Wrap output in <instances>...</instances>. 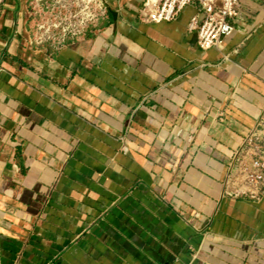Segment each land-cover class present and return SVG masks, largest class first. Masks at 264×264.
<instances>
[{"label":"crops","instance_id":"0c3cea01","mask_svg":"<svg viewBox=\"0 0 264 264\" xmlns=\"http://www.w3.org/2000/svg\"><path fill=\"white\" fill-rule=\"evenodd\" d=\"M47 0L0 11V264H264V195L223 196L264 108V0L223 52L142 0L62 39Z\"/></svg>","mask_w":264,"mask_h":264},{"label":"built area","instance_id":"2783aa9c","mask_svg":"<svg viewBox=\"0 0 264 264\" xmlns=\"http://www.w3.org/2000/svg\"><path fill=\"white\" fill-rule=\"evenodd\" d=\"M5 0H0V11ZM56 8L79 9V13L60 14L52 28L61 30L62 39L90 31L108 17L103 0H55ZM195 9L187 33L195 36L202 51L223 52L225 41L235 32L233 21L239 13L240 0H142L139 16L144 23L162 24L177 20L186 8ZM72 10V11H73ZM44 28V27H43ZM71 29V31H69ZM50 28L44 30L50 33ZM264 195V108L230 159L224 179L223 196L257 200Z\"/></svg>","mask_w":264,"mask_h":264},{"label":"rangeland","instance_id":"374dc122","mask_svg":"<svg viewBox=\"0 0 264 264\" xmlns=\"http://www.w3.org/2000/svg\"><path fill=\"white\" fill-rule=\"evenodd\" d=\"M46 6H45V11H44V14H46V20H47V23H48V26L45 28H43V31L46 30L47 28H50V33L52 34H56L58 32H61V30H56V29H53L52 26L53 25H56V23H58V20L60 18V14H63V18L64 16L67 14L69 15L70 13L72 14H77L79 13V9H75L73 10L71 7L68 8L66 6V8H62L61 10V13L60 11L57 10L56 8V2L55 0H47L45 2ZM73 10V11H72ZM69 31H71V29H69ZM68 37H71L70 34L67 35Z\"/></svg>","mask_w":264,"mask_h":264}]
</instances>
